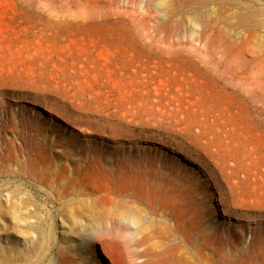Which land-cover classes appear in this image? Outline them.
I'll return each instance as SVG.
<instances>
[{"label":"rangeland","instance_id":"1","mask_svg":"<svg viewBox=\"0 0 264 264\" xmlns=\"http://www.w3.org/2000/svg\"><path fill=\"white\" fill-rule=\"evenodd\" d=\"M0 248L264 264V0H0Z\"/></svg>","mask_w":264,"mask_h":264},{"label":"bare ground","instance_id":"2","mask_svg":"<svg viewBox=\"0 0 264 264\" xmlns=\"http://www.w3.org/2000/svg\"><path fill=\"white\" fill-rule=\"evenodd\" d=\"M250 18H251V17H250ZM23 214H24V213H23ZM95 242H96V244H94V245H97V246L100 245V246H102V244H98V241H95ZM6 247H7V246H6ZM0 249H1V248H0ZM7 249H8V248H7ZM41 249H43V247H42ZM1 250H2V249H1ZM2 251H3V250H2ZM8 251H9V250H8ZM10 251H11V250H10ZM10 251H9V252H10ZM3 252H4V251H3ZM38 252H39V251H38ZM102 253L104 254V256H105L107 259H109L107 251H105V252L103 251ZM35 257H36V256H35ZM0 260H1V259H0ZM34 260H35V259H34ZM110 261H111V260H110ZM202 261H203V260H202ZM0 263H1V262H0ZM36 263H37V262H36ZM36 263H35V264H36ZM110 263L113 264L112 262H110ZM185 264H195V263L190 262V263H185ZM198 264H209V263H208V261H203V263L200 262V263H198Z\"/></svg>","mask_w":264,"mask_h":264}]
</instances>
